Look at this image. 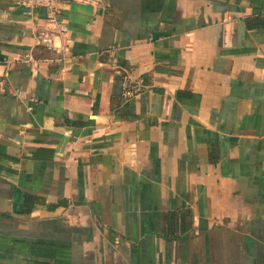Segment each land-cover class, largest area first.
Here are the masks:
<instances>
[{"label":"crops","instance_id":"crops-1","mask_svg":"<svg viewBox=\"0 0 264 264\" xmlns=\"http://www.w3.org/2000/svg\"><path fill=\"white\" fill-rule=\"evenodd\" d=\"M60 6L0 0V264H264V0Z\"/></svg>","mask_w":264,"mask_h":264},{"label":"built area","instance_id":"built-area-1","mask_svg":"<svg viewBox=\"0 0 264 264\" xmlns=\"http://www.w3.org/2000/svg\"><path fill=\"white\" fill-rule=\"evenodd\" d=\"M25 13L32 16L35 10L45 11V25L36 27V46L46 50L60 52L64 48L55 44V39L66 34L68 26L62 16V0H12ZM8 72L5 70L0 74V92H4L3 82L7 78ZM141 80L125 78L123 81L122 96L127 99L135 96L144 89Z\"/></svg>","mask_w":264,"mask_h":264}]
</instances>
